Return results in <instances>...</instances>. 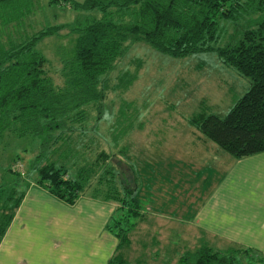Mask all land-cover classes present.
Instances as JSON below:
<instances>
[{"label": "trees", "instance_id": "obj_1", "mask_svg": "<svg viewBox=\"0 0 264 264\" xmlns=\"http://www.w3.org/2000/svg\"><path fill=\"white\" fill-rule=\"evenodd\" d=\"M39 2L0 0V240L30 181L68 203L92 187L96 161L82 164L75 174L65 163L75 155L73 133L85 132L87 106L103 101L108 72L127 41H144L172 56L215 50L221 61L248 76V88L224 115L198 112L189 121L234 156L264 150V0H49L73 9V19L41 22L34 29L31 14L42 8ZM238 19L237 31L219 44L222 23ZM63 27L76 36L63 60L64 81L55 84L37 43ZM20 29L29 32L14 38ZM18 140L37 148L28 171L15 168L6 156ZM100 156L97 161L107 159L106 164L88 194L117 203L106 227L117 236L118 248L106 264H130L120 247L130 242L131 229L145 214L137 196L139 176L130 159L129 185L109 161L110 154L102 151ZM32 173L31 180L27 177ZM245 254L264 264V255L247 247L222 251L203 245L186 253V259L192 264H240Z\"/></svg>", "mask_w": 264, "mask_h": 264}, {"label": "rangeland", "instance_id": "obj_2", "mask_svg": "<svg viewBox=\"0 0 264 264\" xmlns=\"http://www.w3.org/2000/svg\"><path fill=\"white\" fill-rule=\"evenodd\" d=\"M39 3L42 8L40 10L37 8L31 14L35 23L34 29L39 27L38 23L45 21L46 23L68 22L76 13L65 5L55 2L50 4L49 0H40ZM222 24L219 44L224 43L237 31L239 19L236 22L225 20ZM25 32L29 31L20 29L18 33L14 32L12 35L16 38L18 34ZM3 34L2 36L6 38L5 33ZM75 36L76 33L71 32L68 27H63L59 33L45 36L37 43V47L48 58L45 68L55 84H62L64 81L61 71L63 60L71 53ZM107 76L108 85L103 101L92 102L87 106V117L83 122L85 132L81 134L75 131L72 135V146H75L72 152L75 155L74 157L69 155L65 163L69 173L75 174L76 169L82 164H95L96 161V171H93L90 177V184L93 187L98 181L100 169L106 164L107 159L97 161L104 151L110 154L109 161L116 170H119L122 179L133 185L129 170L130 159L133 160L140 176L137 196L143 209L148 207L147 209L155 214L151 215L152 220L148 216L146 220L136 224L138 227L136 239L143 244L142 254L148 253L153 248L148 247L147 241L165 237L162 236L163 232L156 229L163 221L166 226L175 227V233L172 228L170 232L168 231L170 239L173 237L174 240L175 237L176 240L190 239L192 234V238L196 239L193 227L189 230L187 225L180 222L181 215H177L176 219L167 215V207H172L174 202L168 196V188L165 191L167 183L162 184L163 189H159V184L155 186L156 149L162 147L171 149L176 146V150L182 145V148L174 151L173 154L175 159H181L176 161L175 168L178 169L182 165L187 168L189 162L183 156L188 152H185L184 146L202 142L197 141L199 135L214 142L192 125L190 118L198 112L224 115L248 88L250 78L221 61L215 50H201L184 56H172L160 52L147 42L138 40L126 42L124 52L117 58L115 66ZM21 140L13 142L6 150V156L15 168L28 171L30 159L37 148L33 144L30 148L25 145L26 141ZM23 145L27 149H24ZM124 153L129 155L130 159ZM17 154L19 158L13 160V156ZM173 157L170 160H173ZM158 165L156 168H159ZM34 176L32 173L27 178L32 180ZM181 187H183L182 182L180 187L175 189L181 193H174L176 198L173 200L177 207H182L179 203L185 201V196L187 198L189 194L187 193L189 186H186V192L185 188ZM202 188V179L198 178V183L192 182L190 191L199 194ZM90 189H87L86 193H91ZM193 207L194 204L190 212L193 211ZM175 211L177 213L181 210L176 208ZM190 216L192 219V215L184 217ZM239 263L257 264V261L252 255L248 257L245 254L239 257Z\"/></svg>", "mask_w": 264, "mask_h": 264}, {"label": "crops", "instance_id": "obj_3", "mask_svg": "<svg viewBox=\"0 0 264 264\" xmlns=\"http://www.w3.org/2000/svg\"><path fill=\"white\" fill-rule=\"evenodd\" d=\"M198 138L202 142L184 146L187 168H175L181 159H175L173 154L182 145L176 150V146L158 148L155 155V186L159 184L163 189L162 184L167 183L165 191L168 188L174 202L167 207V215L174 219L181 215L180 222L189 230L193 227L197 238L192 234L190 239H170L168 231L172 228L175 233V227L163 221L156 229L165 237L147 241L153 248L142 254L143 244L136 239L135 225L130 242L120 247L130 264H192L186 253L203 245L222 251L247 247L264 255V150L234 156L204 136ZM198 178L202 179L203 190L194 194L190 186L198 183ZM30 182L0 240V264H106L118 248L117 236L106 227L117 203L88 193L68 203L43 185ZM180 182L184 191L189 186V194L179 203L182 207H177L173 199L174 193H181L175 190ZM147 208L138 223L155 215ZM176 208L181 211L176 213Z\"/></svg>", "mask_w": 264, "mask_h": 264}]
</instances>
